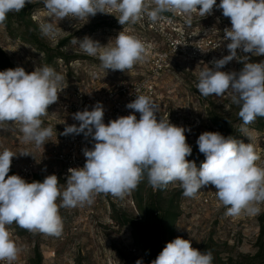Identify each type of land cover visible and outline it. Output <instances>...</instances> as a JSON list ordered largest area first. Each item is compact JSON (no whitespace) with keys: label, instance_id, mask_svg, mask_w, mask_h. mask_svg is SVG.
<instances>
[{"label":"clouds","instance_id":"9594fccd","mask_svg":"<svg viewBox=\"0 0 264 264\" xmlns=\"http://www.w3.org/2000/svg\"><path fill=\"white\" fill-rule=\"evenodd\" d=\"M49 21L40 24L41 34L49 39L59 35L58 23L65 18L84 19L97 13L115 16L120 25L136 24L145 17L155 24L163 13L181 15L189 26L193 14L205 17L214 6L230 18L231 27L224 29L223 41L228 55L214 59L213 67L203 68L196 88L204 97L222 96L230 90L232 103L239 106L240 131L250 138L247 125L264 117V60L249 62L238 58V51L264 56V0H42ZM33 0H0V24L11 12H20ZM118 14V15H114ZM80 50L98 58L103 70H131L147 59L142 40L121 31L107 45L85 36L70 41ZM179 45V44H178ZM177 46V45H176ZM219 46V45H218ZM236 59L243 63L237 71H222ZM93 77L97 73H91ZM67 87L64 76L48 65L27 73L23 67L0 71V129L7 122L19 126L25 144L44 146L53 135L52 126L42 127V117L58 101ZM126 107L133 110L104 123L100 102L73 114L79 122L66 125L62 135L91 136L94 146L84 148L83 167L69 168L66 187L57 175L43 181L27 182L19 175H8L12 158L17 154L5 148L0 151V261L14 264L22 247L12 238L9 226L15 224L31 233L59 237L63 220L59 209L92 205L95 196L110 194L123 199L147 176L154 189L179 182L183 195L195 198L205 186L215 187L216 197L226 208L225 215L256 216L264 204V166L252 143H245L220 132L205 131L196 141L205 157L199 168L187 157L192 147L187 143L190 128L157 118V105L151 97L138 94ZM135 113H139V119ZM21 155H30L21 152ZM60 201L58 204L57 201ZM136 264H143L137 260ZM151 264H213L211 251L192 247L190 239L176 237L168 242Z\"/></svg>","mask_w":264,"mask_h":264},{"label":"rangeland","instance_id":"374dc122","mask_svg":"<svg viewBox=\"0 0 264 264\" xmlns=\"http://www.w3.org/2000/svg\"><path fill=\"white\" fill-rule=\"evenodd\" d=\"M216 3L218 5L220 0H216ZM30 6L34 7L31 18L38 26L42 42L49 50L63 54L64 57L50 60L48 54H44L27 39L20 37L23 31L13 37L0 24V63L4 64L5 68L14 69L19 66L27 73H31L36 67L48 65L62 74L64 82H68L69 85L93 84L95 89L100 91H106L118 83L139 82L150 75L151 68H154L152 60L147 58L125 72L105 71L100 67L98 58L88 56L80 50L78 44L70 43L73 36L78 39L88 36L101 45H107L124 28L135 30L143 38H153L150 34L139 31L136 24L120 25L116 17L65 18L58 23L59 35L53 40L43 36L40 31V24L50 19L42 0H33V3H28L25 7ZM197 25L223 29L226 26L230 28L231 22L230 18L222 15V9L214 6L212 13L205 16ZM160 48L163 49L162 46ZM228 54L229 52H225V55ZM238 55V58L245 60L249 57V62L264 60V56L255 57L250 53L238 51ZM233 61L234 67L221 70L238 72L243 63L236 59ZM5 68L0 65V71H4ZM203 68L192 62L172 58L158 78L153 80V75H150L144 79L147 86L154 87V91L148 92V96L157 105V118L169 119L174 125L190 128L191 131L185 133L186 140L198 152L196 141L201 133L214 131L227 136L237 132L239 140L254 145L261 157L257 163L264 166V132L257 129L255 122L246 126L250 138L240 131L242 125L238 116L240 109L238 105L232 103L230 90L222 96L204 97L199 94L196 84L199 72ZM93 72L97 73L95 77L91 75ZM66 102L68 100L59 96L58 101L49 106L48 114L42 117V127L52 126L54 129L53 135L44 146L25 144L19 126L6 122L2 126L3 129H0V151L7 148L16 153L13 158L20 164L25 163L30 155L38 156L53 139L62 135L66 125H72L74 122L77 124L78 121L73 119L72 114L64 111ZM214 120L225 122V127H216ZM25 151L30 155L20 154ZM50 169L51 166H48L43 171L45 177L50 175ZM61 186L66 187V184ZM177 191H183L180 183L178 181L169 183L164 196H171ZM133 193L134 190L132 196ZM214 194L213 188L205 186L195 198L181 196L178 201L179 217L175 222L172 240L176 237L190 239L192 247L200 251L207 244L213 243L223 258L239 259L241 256L254 255L259 233L258 217L263 212L264 205H260L261 212L256 216L245 214L236 217L226 216V208L218 199L210 198ZM128 199L106 194L99 200H94L90 206L61 207L59 212L63 220L62 235L55 237L28 231L19 240L22 247L20 253L22 264H136L137 260H142L143 264H151L154 260L151 252H145L137 244L131 228L119 225L114 220V216H117L115 212L122 213L120 216L126 215L129 219L141 218L133 197L134 206ZM74 228H77V231H73Z\"/></svg>","mask_w":264,"mask_h":264},{"label":"built area","instance_id":"2783aa9c","mask_svg":"<svg viewBox=\"0 0 264 264\" xmlns=\"http://www.w3.org/2000/svg\"><path fill=\"white\" fill-rule=\"evenodd\" d=\"M162 15L164 18L155 24H152L147 17L141 22L136 23L139 31L150 34V36H153L152 39L143 38L135 30L130 28L122 29V31L130 35H135L144 42L148 51L147 58H150L154 64V68H151L153 76H160L172 58L192 62L198 67L205 68L208 66L211 68L214 66L210 63L211 61L222 58L225 56V52H228L226 48L228 41H223L222 39L224 29L228 28L227 26L223 29L200 27L197 24L204 17L198 13L193 14L190 26L185 23V19L181 15L170 12L163 13ZM95 17L109 19L115 16L97 13ZM233 65L235 63L232 60L222 69H229ZM64 84L67 87L59 93V96L68 100L64 107L66 113L72 114L73 116L74 113L82 111L86 107L88 110H92V106L100 102L104 108L105 124L119 116L130 114L133 110L128 109L126 105L134 100L136 95L143 94L148 96V92L154 91V87L147 86L144 80L131 84L125 82L114 84V86H111L106 91L95 89L93 84L75 83L69 85L68 82H64ZM135 114L139 119V113ZM73 124H76V122ZM76 125L78 126L79 123L77 122ZM93 146L94 141L92 137H85L83 133L61 135L53 139L46 149L42 150L40 154L38 153V156L30 155L23 164H20L15 158H12L11 168L14 169V174L21 176L28 182L36 174L44 175L43 171L48 166H51L49 171L50 175H57L59 182L66 184L68 169L83 167L86 158L82 150L84 148L91 149ZM207 187L213 188L214 192L216 191L212 185H208ZM132 191L124 198L128 197L129 203L134 206ZM104 195L106 194H99L95 196L94 200L97 201ZM210 198L217 199L216 193L210 196ZM9 230L12 233V238L20 245L19 240L21 237L18 236L15 225L9 226ZM73 231H77V228H74ZM0 264H5V262L0 261ZM14 264H22L20 255Z\"/></svg>","mask_w":264,"mask_h":264},{"label":"trees","instance_id":"16d2710c","mask_svg":"<svg viewBox=\"0 0 264 264\" xmlns=\"http://www.w3.org/2000/svg\"><path fill=\"white\" fill-rule=\"evenodd\" d=\"M33 9L34 7L30 6L23 8L17 14L9 13L7 19L1 25H3L13 37H16L18 32L23 31L20 37L27 39L29 43L38 48L44 54H48L50 60L63 56V54L52 52L54 50H49V48H47L42 42L38 34V26L31 18ZM0 65L5 68L4 64L0 63ZM6 69L9 68H5V70ZM254 122L256 123L257 129L264 132V117H257ZM214 123L218 128L225 127V122L223 121L214 120ZM239 123H243L241 119ZM227 136H232L239 140L237 132H233ZM187 159L194 161L196 166L199 167L205 160V157L202 153L198 152L195 147H192V155L187 157ZM13 174L14 169L10 167L8 175ZM44 178V175L36 174L28 182H42ZM167 186L154 189L148 183L145 174L144 179L139 183L137 188L134 189L132 196L137 203V209L141 218L129 219L126 215L120 216L122 213H114L117 215L114 216L115 222L119 225L130 227L137 244H139L145 252H151V256L154 259L166 244L173 239L175 222L179 217L178 201L183 195V191H177L171 196H164ZM258 223L259 233L255 242L256 252L252 256H241L239 259L223 258L213 243L207 244L201 251H211L213 254V264H264V210L258 217ZM15 228L20 237H23L28 232L27 230L19 228L17 225H15Z\"/></svg>","mask_w":264,"mask_h":264},{"label":"flooded vegetation","instance_id":"af4514ba","mask_svg":"<svg viewBox=\"0 0 264 264\" xmlns=\"http://www.w3.org/2000/svg\"><path fill=\"white\" fill-rule=\"evenodd\" d=\"M150 75H153L152 72H151V70H150ZM150 75H148L146 78L150 77ZM152 77H153L154 79L158 78V77H156V76H152ZM146 78H144V79H146ZM144 79H143V80H144ZM143 80H140V81H143ZM140 81H139V82H140Z\"/></svg>","mask_w":264,"mask_h":264}]
</instances>
